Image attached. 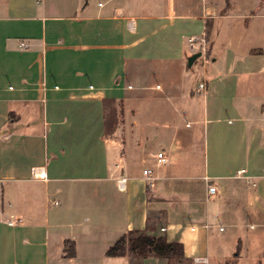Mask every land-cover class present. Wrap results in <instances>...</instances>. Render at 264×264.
<instances>
[{"label":"crops","instance_id":"obj_1","mask_svg":"<svg viewBox=\"0 0 264 264\" xmlns=\"http://www.w3.org/2000/svg\"><path fill=\"white\" fill-rule=\"evenodd\" d=\"M224 5L190 13L189 0H0V264H132L108 250L131 231L159 230L185 259L210 264L197 250L209 226L243 227L256 215L264 226V38L243 41L264 13ZM208 20L199 93L187 56ZM233 20L246 22L236 41L226 34ZM157 97L186 124L170 127L167 165L142 159L136 169L158 136L138 114L127 126L126 109Z\"/></svg>","mask_w":264,"mask_h":264},{"label":"rangeland","instance_id":"obj_2","mask_svg":"<svg viewBox=\"0 0 264 264\" xmlns=\"http://www.w3.org/2000/svg\"><path fill=\"white\" fill-rule=\"evenodd\" d=\"M51 1H66L69 3H74V0H51ZM85 3L88 1L90 3H95L97 5L98 1L104 0H84ZM121 1V0H118ZM135 1V0H131ZM190 3V13H197L202 10L203 7H215L217 4H225L226 10H229L233 14L237 13H245L251 14L253 12L264 13V6L260 8V10H256L258 5L262 6L263 0H189ZM205 7V8H206ZM224 11V12H225ZM223 12V13H224ZM214 13V12H210ZM207 14V11H206ZM240 22L239 26L237 25L234 29L228 30L226 34L231 36L233 41L239 40L242 37H239L238 32L244 29L246 22L244 20H233L231 22ZM207 36L201 32H198V40L195 43V49H192L191 46L188 51L187 60L194 53L199 52V48L202 44L201 39L202 36L206 39L207 50H206V66L210 65V57H209V31H211L209 20L207 21ZM249 30L244 36L243 41H251L256 40L260 41L261 37L264 38V24L262 21H251ZM202 37V38H201ZM201 53V52H200ZM204 59L200 57L196 64L192 68V72L188 75L187 83L189 86L194 88L199 84L200 79H202L203 74L206 71V67L203 68ZM199 86V85H198ZM129 106L134 114L131 113V109L129 107L126 109V124L127 126L132 125L133 116L138 114V121H142L144 125H148L149 133L155 132L157 133L158 139L153 143V146L149 148L148 153L144 155V158L135 165L136 169L142 167V159L151 160L152 162H156V155L159 151L163 150V143L170 142L169 140V131L170 127L173 125H185L186 121H183L177 115H174L175 104L172 100H168L166 98L157 97L151 100H134L130 103ZM110 112L108 115L109 119V129L111 132L115 123L114 114L116 107L110 105ZM227 120L225 123H233L232 121ZM151 152V153H150ZM165 152V151H164ZM166 154V153H165ZM168 164V163H167ZM228 199V197L223 198L222 206H224V202ZM210 200H208L209 202ZM212 203H208L211 205ZM225 209V208H224ZM247 221V220H244ZM249 222L245 224L243 227H235L233 226L229 220H221L220 223L213 224L205 230L206 238L201 241L200 246L197 248L198 252H201V248L208 250V258L210 264H264V226L261 224V219L256 215L254 218H250ZM244 223V222H243ZM251 224L255 226L252 228ZM260 224V225H258ZM207 231V233H206ZM263 233V235H260ZM164 234L163 231H158L157 235ZM256 234V235H255ZM255 235V236H254ZM242 240V248L240 247L239 240ZM241 248V260H237V252L238 249ZM240 250V251H241ZM132 258V264H166L167 261L165 259L158 258L154 255L146 259H137L133 255L129 254ZM197 258H186L182 261L173 264H197L195 262ZM158 260V261H157ZM204 264V263H200Z\"/></svg>","mask_w":264,"mask_h":264},{"label":"trees","instance_id":"obj_3","mask_svg":"<svg viewBox=\"0 0 264 264\" xmlns=\"http://www.w3.org/2000/svg\"><path fill=\"white\" fill-rule=\"evenodd\" d=\"M107 121L109 127L108 117ZM129 254L137 259H146L154 255L165 259L167 261L166 264L177 263L185 259L184 247L181 243L170 242L165 235H157L147 231L129 232L120 238L107 252L108 257H125Z\"/></svg>","mask_w":264,"mask_h":264},{"label":"built area","instance_id":"obj_4","mask_svg":"<svg viewBox=\"0 0 264 264\" xmlns=\"http://www.w3.org/2000/svg\"><path fill=\"white\" fill-rule=\"evenodd\" d=\"M196 42H197V39H195V38H191L189 40V44H190V46H191L192 49H195L196 48L195 47V43ZM201 42H202V44H201V46H200V48L198 50H199V52H201V54H202L201 57L204 59V62L203 63H205L206 62V50H207V48H206L207 47V44H206L205 37H203L201 39ZM20 48L22 50H26V49L29 48V45L27 43L23 42V43L20 44ZM205 90H206V84L205 83L200 84L199 85V88H198V92L200 93L201 91H205ZM156 161H157V164L159 166H165V165H167L168 159H167V156H166V154H165L164 151H160L159 153H157V155H156ZM41 173L42 172L40 170H35L34 171V175L36 177H37V175L39 176ZM143 176L145 177V180L147 182V185L150 188H153L155 186L156 178L153 176L152 169H145V170H143ZM206 181L208 182V186H207L208 187L207 188L208 196L210 198H213V197H215L217 195V189L212 184H209V179L208 178L206 179ZM127 182H128V179L126 177L122 176L121 178H119L117 180L118 189L120 191H126ZM15 223L16 222L14 220H10L8 222V225L9 226H14ZM195 262L197 264H200V263H204V260L197 258V259H195Z\"/></svg>","mask_w":264,"mask_h":264},{"label":"water","instance_id":"obj_5","mask_svg":"<svg viewBox=\"0 0 264 264\" xmlns=\"http://www.w3.org/2000/svg\"><path fill=\"white\" fill-rule=\"evenodd\" d=\"M201 53L200 52H197V53H194L191 57L188 58L187 60V64H188V67H192L194 65V63L201 57Z\"/></svg>","mask_w":264,"mask_h":264}]
</instances>
